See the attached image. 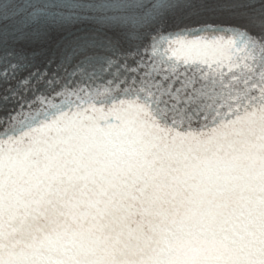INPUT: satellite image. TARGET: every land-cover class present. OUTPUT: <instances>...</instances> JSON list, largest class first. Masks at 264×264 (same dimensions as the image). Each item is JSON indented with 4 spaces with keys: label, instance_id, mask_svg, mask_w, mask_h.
Segmentation results:
<instances>
[{
    "label": "snow or ice",
    "instance_id": "snow-or-ice-1",
    "mask_svg": "<svg viewBox=\"0 0 264 264\" xmlns=\"http://www.w3.org/2000/svg\"><path fill=\"white\" fill-rule=\"evenodd\" d=\"M0 264H264V0L0 2Z\"/></svg>",
    "mask_w": 264,
    "mask_h": 264
}]
</instances>
